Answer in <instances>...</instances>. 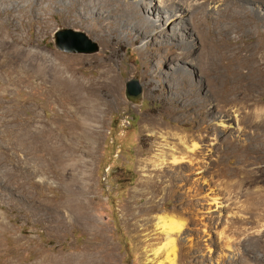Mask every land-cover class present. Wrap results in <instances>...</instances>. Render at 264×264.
<instances>
[{
	"label": "rangeland",
	"instance_id": "rangeland-1",
	"mask_svg": "<svg viewBox=\"0 0 264 264\" xmlns=\"http://www.w3.org/2000/svg\"><path fill=\"white\" fill-rule=\"evenodd\" d=\"M14 1L0 0V264H264V20L245 15L264 0H199L183 27L158 0H57L43 24ZM62 30L97 51L59 50ZM107 67L122 85L103 127L48 94L58 69L89 83Z\"/></svg>",
	"mask_w": 264,
	"mask_h": 264
},
{
	"label": "bare ground",
	"instance_id": "bare-ground-1",
	"mask_svg": "<svg viewBox=\"0 0 264 264\" xmlns=\"http://www.w3.org/2000/svg\"><path fill=\"white\" fill-rule=\"evenodd\" d=\"M5 3L11 4L14 8H20V4L16 7L14 0H2ZM37 2L40 1L41 4L45 2H49L50 6H43L34 3V0H30L28 4V13L35 16L36 18H41L40 22L37 21L36 24H43L45 19L47 20L46 15L49 14V10L53 7L57 0H36ZM35 1V2H36ZM83 2L89 4L93 3L94 0H83ZM201 1L199 0H190L189 2L183 0H158V8L160 11L162 10L163 13L170 14L167 16L170 22V25L174 22L177 25L183 27V23L188 18L187 13H194L196 7L201 5ZM102 7L100 2H95L94 8L96 10H100ZM260 9V8H259ZM257 9L256 11L246 12V17L255 21L259 22L260 20H264V15ZM161 11V12H162ZM14 12V11H12ZM40 12V13H38ZM15 13V12H14ZM130 15H137L132 13L131 11L128 12ZM137 13V12H136ZM97 14L101 15V12H97ZM8 16L10 14H7ZM195 20V16L192 17ZM22 23V22H21ZM22 27H25V24L22 23ZM6 29L9 31H17L19 29L18 26L13 22L7 24L5 26ZM65 70L58 69L55 72L53 77L47 76L45 78L46 87L49 89L48 94L51 97L57 98V102H59V106L63 104L67 105H74L77 108V111L82 113L81 117L85 122L91 123L90 126L99 125L100 127L104 125V120L106 117H102V114H105L112 106L115 104L110 99H114V101H119V94L122 82L114 74V70L112 68H106L102 73V80L101 81H93L86 83L80 78H67L64 74ZM44 80V79H43ZM44 82V81H43ZM47 92V91H46ZM51 99V98H50ZM64 106V105H63ZM73 109V108H72ZM76 112V111H75ZM12 122L16 124V128L20 129L23 119L19 112H14L12 114ZM82 119V118H81ZM100 119V121H98ZM80 127V126H79ZM18 132V131H17ZM18 140V138H16ZM71 193V192H70ZM71 195V194H70ZM169 221V220H168ZM175 221V220H174ZM157 226L161 230V233L166 236L169 240L171 236V232L167 229V220L166 218H159ZM171 226V225H170ZM172 227V226H171ZM171 230V229H170ZM175 230V229H173ZM172 242V241H170Z\"/></svg>",
	"mask_w": 264,
	"mask_h": 264
},
{
	"label": "water",
	"instance_id": "water-1",
	"mask_svg": "<svg viewBox=\"0 0 264 264\" xmlns=\"http://www.w3.org/2000/svg\"><path fill=\"white\" fill-rule=\"evenodd\" d=\"M65 33H67V31L62 30L56 34L55 42H56V47L59 50L68 53H94L97 51V47L92 48L93 46L90 44L91 43L90 40L82 33L78 34L77 37H80V39L86 44V47L69 48L66 44H64L63 41V36ZM88 44L89 47H87ZM126 95L128 100L131 101L133 104L135 105L142 104V100H143L142 89L139 86L138 80H135L128 85V90Z\"/></svg>",
	"mask_w": 264,
	"mask_h": 264
}]
</instances>
